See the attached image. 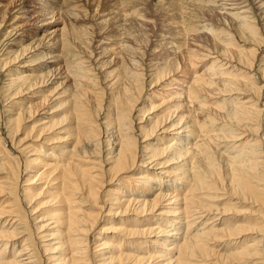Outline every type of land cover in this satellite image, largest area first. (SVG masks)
Segmentation results:
<instances>
[{
  "label": "bare ground",
  "instance_id": "obj_1",
  "mask_svg": "<svg viewBox=\"0 0 264 264\" xmlns=\"http://www.w3.org/2000/svg\"><path fill=\"white\" fill-rule=\"evenodd\" d=\"M138 1L114 0L119 27L136 23L127 25L125 33L119 28L126 43L119 38L98 41L94 34L65 26L53 0L32 5L40 24L14 63L26 69L39 62L47 37L43 29L60 23L62 29L52 33L66 46L63 52L67 47L71 51L57 75L72 94L66 116L42 123L24 139H19L21 128L41 113L25 117L28 107L7 120L18 154L12 157L4 147L8 154L0 155L6 171L0 178V264H264V82L260 87L256 74L241 68L258 63L264 71L261 47L252 51L251 60L246 51L235 49L232 32L210 24L200 27L198 17L189 15L178 42L169 44L171 35L160 36L162 43L156 37L152 55L157 56L149 66L133 31H145L155 21L141 15ZM217 3L206 5L216 10ZM64 6L66 12L76 11ZM244 8L228 18L263 44ZM179 9L184 19L187 12ZM7 14L8 9L4 19ZM204 29L212 35L213 54L206 55L198 43ZM108 46L117 66L110 74L103 70ZM215 54V62L201 72ZM145 70L148 88L165 89L158 105H144L139 110L146 111L138 116L147 91ZM13 73L5 88L17 90L18 97L25 92L22 87L35 91L50 81L48 71L14 79ZM245 94L250 97L240 98ZM222 97L235 98L221 102ZM157 107L167 108L146 129L134 125ZM35 143H40L37 150ZM46 144H52V153L45 155L41 149ZM41 157L49 158L43 172L31 171ZM38 183H43L39 193L28 188ZM43 195L46 201L36 204ZM224 196L230 203L217 204ZM41 207L48 210L31 219ZM105 212L116 218V226L107 220L100 224ZM96 231L106 238L96 237ZM139 239L144 241L137 244Z\"/></svg>",
  "mask_w": 264,
  "mask_h": 264
},
{
  "label": "rangeland",
  "instance_id": "obj_2",
  "mask_svg": "<svg viewBox=\"0 0 264 264\" xmlns=\"http://www.w3.org/2000/svg\"><path fill=\"white\" fill-rule=\"evenodd\" d=\"M37 0H0V138L3 141H0V155L8 154L12 157H15L17 153V147L13 144L14 137L12 134H10L8 126H7V120L13 116V114H16L17 112L24 111L26 108L31 107V110L25 113L26 115H32L34 113L35 115L37 113H41V115H38L36 121L29 126L22 127V135H20L19 139H24L26 137V134L32 130L34 131L39 128V126L42 123H50L55 120H59L67 115L68 113V102L70 98L68 97L70 94H72V89L69 88V84H62L63 80L61 79V75H57L60 71V67L64 65L66 61V51H71V49H68L69 47L65 48V52H63L61 49L65 46L63 41L60 37H58L57 33H52L54 31H57L59 29H62V25L60 23H56L50 26H47L43 29L42 33L46 34L47 37L44 38L43 44H44V54L41 57H37V59H40L39 62H36L32 65H30L28 68H21L19 67V61L15 62V58L17 57V52L19 49L26 47L30 44V42L35 38L34 31L40 24V19L34 15L33 10H35L32 5L35 4ZM54 3L59 4L60 13L58 17L62 16V20L64 21V25L71 28L74 26L75 28H78L80 30L86 31L88 33L94 34L92 36H96V39L98 41H105L106 39H110L114 42L119 38L123 40V43L127 42L128 39L121 38L122 34L120 30L125 33L126 30H130V26L132 25V28L134 27L130 22L126 25H123L124 23L121 22L123 27H119V16L116 18L115 16L118 15V8H114L116 5V2L114 0H53ZM57 1V2H56ZM217 3L218 0H139L142 2L141 8L139 7V4H136L139 9H141V15H145L149 19H153L155 22H153L152 25L146 27L145 31H142L141 28H134L135 36L139 39V43H137V47L143 51V54H141V58L145 59V61H148L149 66L152 65L151 60L153 57L157 56V54L152 53L157 48V43H154L156 40V37L158 38L159 43H162V40H160V36L164 37L166 35L170 38L171 42L169 41V44L176 43L181 38L180 32L184 33L183 25L189 20L190 16H197L199 19V22L202 25L206 26L209 25L213 27L215 30H219L220 28L225 29L228 33L234 36V46L236 50H244L247 53V58L253 60L252 58V51L254 52V49L256 50L259 48L258 53L260 54V57L264 55V43L259 44L256 42L255 37L249 33L240 32V28L238 25L234 22H232L228 18V14L230 12L232 13H240L244 9H246V13H249L251 18V23L255 24L259 29V39H262L264 42V14L261 16L262 13H264V8L261 9L262 5L264 7V0H219L217 9L213 10L212 7H209L210 5H206V3ZM256 1V2H255ZM222 2V3H221ZM254 2V3H253ZM263 2V3H262ZM64 3H66L68 6H74L73 8L76 9L73 12H66L64 8ZM119 3V2H118ZM155 3V4H154ZM204 3V4H203ZM234 4V5H233ZM262 4V5H261ZM143 6V8H142ZM156 6V7H155ZM234 6V7H233ZM259 6V7H258ZM241 7V8H239ZM251 7V9H250ZM254 7V8H253ZM16 9L14 11H11V9ZM114 8L115 12L112 11ZM182 8L185 13L187 12V15L184 19H182V15L180 13V9ZM224 8V10H222ZM226 8V9H225ZM237 8L239 10H237ZM249 10H248V9ZM6 9L10 12V14H7L8 17L4 19V15H6ZM117 9V10H116ZM142 9H144L142 11ZM159 9V10H158ZM212 9L213 11H210ZM63 10V11H62ZM229 12H227V11ZM146 11V12H145ZM258 11V12H257ZM18 16L19 19L15 21V14ZM64 12V13H63ZM164 12V14H163ZM212 12V13H211ZM243 12V11H242ZM252 12V13H251ZM262 12V13H261ZM68 13V14H67ZM77 15H76V14ZM115 13V14H113ZM167 13V14H166ZM113 14V16H112ZM117 14V15H116ZM148 14V15H147ZM152 14V16H151ZM155 17H154V16ZM164 15H169L168 17ZM190 15V16H189ZM71 16V17H70ZM202 16V17H201ZM256 16V17H255ZM112 17V18H111ZM76 20H75V19ZM107 18V19H106ZM170 18V19H168ZM110 19V21H109ZM114 19V20H113ZM107 20V21H105ZM152 20V21H153ZM165 20V21H164ZM184 20V22H183ZM26 21L28 23H26ZM104 21V23H102ZM116 21V23H114ZM161 21V22H160ZM168 21V22H167ZM108 22V23H107ZM118 22V23H117ZM205 22V23H204ZM107 23V24H106ZM114 23L115 25H113ZM204 23V24H203ZM118 24V25H117ZM120 24V25H121ZM253 24V25H254ZM72 25V26H71ZM107 25V26H106ZM159 25V26H158ZM115 26V27H113ZM118 26V27H117ZM127 26V27H126ZM169 26V29H167ZM172 26V27H170ZM119 28H121L119 30ZM127 28V29H126ZM166 28V29H165ZM133 30V29H132ZM167 30V31H164ZM120 33H119V32ZM172 32L171 33H168ZM201 31V30H200ZM118 32V34H117ZM129 32V31H128ZM52 33V34H51ZM236 33V34H235ZM144 34L146 35V39L144 38ZM191 36V35H190ZM187 35L185 36V38ZM189 37V36H188ZM187 37V38H188ZM105 38V39H104ZM212 35L208 33L205 29L199 33L198 36V43L201 41V45H203L208 51L206 55H209L210 53L213 54V46L214 43L211 41ZM125 42V43H126ZM66 47V46H65ZM97 47V43H94L91 45L92 52L95 53V48ZM112 47L108 46L106 48L107 56L104 57L103 60V70L106 74L113 73L117 70V66L115 62L113 61L114 54L110 51ZM221 50V49H220ZM72 51H74L72 49ZM97 51V50H96ZM257 54V53H256ZM262 54V55H261ZM217 54L210 56V59L207 60L202 64L203 67H201V72L206 69L207 66L212 65L216 60ZM88 59L89 58H85ZM31 61V60H30ZM21 62V60H20ZM236 65H240L237 60ZM254 63V62H253ZM5 65V66H4ZM9 66V67H6ZM246 65H249L248 63ZM245 65V66H246ZM23 66V65H22ZM148 67H145V69H148ZM242 66L241 68L243 71H246L247 73H254L256 74V81L258 85L261 87L263 85L262 82H264V71L261 70L258 67V63L256 66H254L252 69H250L248 66ZM245 67V68H244ZM7 68V69H6ZM41 68V70H40ZM14 72L13 74H10L11 78H17L20 76L29 75L30 77L40 75L41 71H48V77L50 81L45 84L44 87L37 89L35 91H26V86L22 87V90H25L24 93L20 95V97L16 96L17 90H10L8 91L5 88V85L7 84L9 77L8 73ZM146 71V81L145 85L147 87V91L143 96V99L141 100V105L138 107L137 115H142V111H146L143 109L140 111L139 109L142 108L144 105H158V101L162 99V91H164V87H156L154 89L148 88L149 85V79L148 78V71ZM251 71V72H250ZM244 73V72H243ZM53 75V76H52ZM52 76V77H51ZM51 77V78H50ZM12 80V79H10ZM5 88V90H3ZM3 90V91H2ZM66 92L65 94H62ZM15 94V95H14ZM61 94V96H60ZM246 96V97H245ZM248 99L250 95H241L240 98ZM59 98L58 100H56ZM153 98V99H151ZM230 97H222L219 99V101L224 100H232L234 99ZM46 108V109H45ZM167 107H157L151 112H146L144 114V120H138L134 125L138 127V129H146L148 127V124L152 122L155 117L158 118L161 115L162 111H164ZM107 112L104 113L103 116L99 117V119L103 120L105 119ZM106 120V119H105ZM104 122V120L102 121ZM24 128H27L24 130ZM34 131L32 133V136L34 135ZM47 138V137H46ZM162 138V137H161ZM40 143H35L34 148L37 150L39 148ZM50 145L52 144H46V146L42 147L41 151L46 152V154L52 153L50 152ZM6 148L7 152L4 151L2 148ZM40 163L37 165V167H34L32 170L39 171L38 173L43 172V168L49 162V158L47 157H41L39 158ZM2 163H4L3 159H0V178H5V172L4 170H1L3 168ZM180 166V165H179ZM34 175V174H33ZM27 179V177H26ZM26 179H22L21 182L24 183ZM165 181H168V178H165ZM25 184V183H24ZM39 185H34L32 187H28L34 191H37L39 193L42 189H39L43 183H38ZM156 183H153V186H155ZM44 187V186H43ZM129 188H132L129 186ZM146 188V187H145ZM141 189V188H140ZM139 191H145L146 190H140ZM138 191V192H139ZM223 194V193H222ZM227 196H224L223 198L219 199L220 201L217 202V204H220L221 206H224V204H229L230 202L226 200ZM46 201V195H43L41 199L36 201V204L39 202H45ZM234 201V200H233ZM233 203H236L235 201ZM35 205H33L34 207ZM243 206L240 208L242 209ZM37 208V207H36ZM42 208V207H41ZM239 208V209H240ZM44 210H48L47 208H42L40 213L35 214L31 219H34L41 213H43ZM237 216V218H242L243 215ZM116 218L112 215H107V212L103 214L102 222L100 224L104 223V220L108 221V226L114 225L113 220ZM39 223V225H41ZM104 225V224H103ZM96 237H102L103 239L106 238V235H100L98 231L95 232ZM144 241L143 239L136 240L135 242L137 244ZM9 251V250H8Z\"/></svg>",
  "mask_w": 264,
  "mask_h": 264
}]
</instances>
